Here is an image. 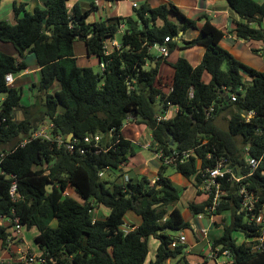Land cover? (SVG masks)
Returning <instances> with one entry per match:
<instances>
[{
	"label": "trees",
	"instance_id": "16d2710c",
	"mask_svg": "<svg viewBox=\"0 0 264 264\" xmlns=\"http://www.w3.org/2000/svg\"><path fill=\"white\" fill-rule=\"evenodd\" d=\"M67 1L45 0L44 6L33 11H27L25 3L14 2L16 22L0 19V41L17 51V56L0 51V93H6L0 112V151L7 152L0 162V220L15 215L24 227L37 228L35 241L46 261L35 264H145L150 237L158 239L159 246L148 264H167L177 258L183 259L182 264H198L188 258L186 244L170 247L176 233L191 228L175 205L183 188L166 175L171 166L160 165L155 184L139 172L131 176L126 173L128 182L124 177L120 180L121 174L109 178L130 165V158L140 149L125 137L122 127L128 119L144 124L152 129L153 141L167 152L195 147L196 156L173 168L188 179L193 177L196 187L201 182L198 158L206 167L227 157L238 173H247V151L255 157L264 152V71L244 64L223 48L220 41L224 31L203 14L199 35L182 43L184 47L205 45L203 59L193 66L186 57H179L172 64V90H165L170 84L159 78L164 57L153 54L150 48L169 36L168 46L173 52L179 46V32L196 27L198 20L186 17L173 4L152 7L143 3L134 16L90 22V14L97 9L94 2L87 8L76 3L69 9ZM228 3L240 17L235 35L263 43L262 50H255L264 53V2ZM171 12L180 15L183 22L170 21ZM158 19L163 21L161 25ZM122 24L125 32L121 46L106 53V40L113 38ZM78 40L84 41L89 56L97 55L104 63L102 72L80 64L75 53ZM29 52L40 66V79L34 84L36 97L42 100L39 116L30 114L29 106L21 103L23 87L6 82L8 73L18 75L28 69L25 57ZM148 60L156 65L146 68ZM242 71L252 79L248 81ZM205 72L211 75L208 82L203 79ZM232 92L238 94L235 101L231 100ZM170 104L178 106L177 113L158 120ZM211 106L213 116L208 117ZM20 109L25 117L17 120L15 113ZM248 111L255 112L249 120L244 115ZM222 113L228 120L226 128L216 122ZM48 122L53 123L54 134H73L72 140L77 139L73 151L57 142L32 138L31 133ZM88 134L102 138L96 144L87 143L84 138ZM101 171L112 175L102 178ZM14 180L21 194L18 201L9 193ZM51 182L55 188L48 191ZM243 184L263 203L264 164L240 183L221 180L226 194L214 214L229 211L230 222L211 229L209 239L213 247L230 251V264H264V250L254 248L256 237L263 231L250 222L248 212L240 211ZM68 188L81 199L65 194ZM210 203L211 199L189 202L188 208L193 215L207 214ZM96 205L108 208V215L94 219ZM129 210L140 215L142 222L127 231L123 226ZM8 229L0 224L3 248L8 245ZM237 231L245 235L242 243L234 236ZM207 259V264H218ZM0 264L21 263L3 260Z\"/></svg>",
	"mask_w": 264,
	"mask_h": 264
},
{
	"label": "crops",
	"instance_id": "0c3cea01",
	"mask_svg": "<svg viewBox=\"0 0 264 264\" xmlns=\"http://www.w3.org/2000/svg\"><path fill=\"white\" fill-rule=\"evenodd\" d=\"M134 0H119V1H107V0H68L67 5L69 9H72L76 3L80 4L83 8H87L90 6L92 2L95 3L97 6V9H95L89 16L88 20L90 22L99 21L107 19L108 17H114V16H134L136 15V8H138L143 3H149L152 7H156L160 4H173L176 5L182 14H184L186 17L190 19L198 20L196 27H189L186 30H181L179 32V38H176V41L178 42L179 46L176 47V49L173 52H170V55L168 57L162 58L159 65V78L161 79L162 83H168L171 84L173 74H174V68L173 63L181 56L186 57L193 66H197L201 60L203 59V56L206 51V46L202 44H197L192 47H184L183 41L184 40H191L193 38H196L199 33L200 29L204 24V20H199L200 16L203 14L208 15L211 19V21L220 29L224 31V36L220 41V44L223 48L227 49L233 57L240 60L244 64L253 67L259 71H264V53L262 51H256L255 49L262 50L263 49V43L258 41H251L246 40L242 38H238L235 33L234 29L237 26V21L239 20L238 13L230 6L228 3V0H135L138 3V6L135 7L133 5ZM260 3L264 2V0H256ZM14 2H17L19 4L25 3V9L27 11H33L36 6H44L45 0H2L0 3V19H7L10 22H16L15 12H14ZM11 9V13H7V15H1V11H4L6 9ZM3 9V10H2ZM23 13H21L22 15ZM20 15V16H21ZM169 19L172 22H175L177 24H181L182 18L180 15L171 12L169 14ZM163 21L161 19L157 20V24L161 25ZM264 24V21H263ZM125 32V25L122 24L118 32L115 34V36L111 39H113L115 42H117L121 46V39ZM2 43V42H0ZM6 45H10L6 43ZM109 50L113 51L114 46L111 43L108 44ZM11 52L12 55L17 56V51L14 49V47L11 45ZM152 48H156V46H152L150 48V51L152 52ZM0 51H3L0 49ZM5 52V51H3ZM75 53L78 57H87L88 59H92L93 63L99 64V57L97 55H88L86 44L84 41L78 40L75 42ZM160 56V55H157ZM26 61L28 62V69L25 71L19 73V76L28 77L29 74L34 73H40V66L37 62V59L34 55V53H26L25 57ZM154 66L155 61L148 60L145 67H149L150 65ZM242 73L245 75V78L250 81L252 77H250L245 71H242ZM203 79L208 82L211 79V75L208 72H205L203 75ZM16 81L12 85L15 84ZM165 88L168 89L166 86ZM177 110V109H176ZM225 114V113H222ZM173 116V115H172ZM229 117V115H227ZM154 164L151 165L145 163L139 164V167L141 171L139 173L146 174L149 178H152L156 175H158L160 162L157 159H153ZM135 165V164H133ZM130 166L128 165L126 169H129ZM178 177L183 176L181 173L177 172ZM186 180H180L179 182L183 185V190L185 193L184 198L182 199L184 201V205H186L187 210L189 213H191V217L188 220L185 216V218L190 221L191 228L183 230L184 233L187 235V242H186V249L185 252L188 256V258L196 262L198 264H207L205 263V260L209 254V241L202 237L201 235V229L202 228H209V230L214 229L216 226V223H222L224 220V224H229L230 222V212L225 211L222 214H214L213 216H210V214H205L202 217H199L198 215H193L192 212L188 208L189 202H195L199 203L204 201L205 199H208L205 194L202 192L196 196V186L193 184L192 178L188 179L185 176H183ZM173 182L174 178L170 177ZM198 189V187H197ZM74 189L71 188L70 192L72 193ZM73 195V193H72ZM81 199V198H80ZM180 200H178L179 202ZM177 202V203H178ZM177 203L175 204L177 206ZM99 207L96 205L94 209L92 210V217L94 219L104 218L108 215L109 209L107 211L104 210V208ZM105 207V206H104ZM142 222V217L135 213L133 210H129L125 215V224L124 229L126 230H133L137 226H139ZM34 228V227H33ZM31 228V229H33ZM219 228V227H218ZM240 234H243V239L239 242L242 243L245 241V235L242 232H239ZM38 233L35 234V236ZM178 233L175 234L177 236ZM235 236V234H234ZM236 237V236H235ZM153 239V250H154V257H147V260L145 264H148L151 259L155 258V254L157 251V248L159 246V240L150 237V240ZM21 241V243L15 242L11 245L9 244L7 248H3L2 246V240L0 239V261L1 260H9L12 257H17L18 252L22 248H26L27 246H30L31 249H36L38 253H41L39 250V247L36 245L33 247L30 243H28L25 239V237ZM204 244H207V248H204ZM150 248V247H149ZM209 260V258L207 259ZM178 260L172 259L168 260L167 264H176ZM210 261V260H209Z\"/></svg>",
	"mask_w": 264,
	"mask_h": 264
},
{
	"label": "built area",
	"instance_id": "2783aa9c",
	"mask_svg": "<svg viewBox=\"0 0 264 264\" xmlns=\"http://www.w3.org/2000/svg\"><path fill=\"white\" fill-rule=\"evenodd\" d=\"M133 5L135 7L138 6V3L134 0ZM171 40L169 36H167L164 39V43H156L154 46L157 47L158 51L160 52V56L162 57H168L170 55V49L168 46V42ZM115 47V49H118L120 45L115 42L113 39L109 38L105 42V48L106 53H110L112 51L109 50L108 44L111 43ZM101 68L104 69L105 65L103 62L99 63ZM15 74L8 73L6 75V82L8 85H12L15 82ZM168 90H172L171 84L167 86ZM130 88H133V85L130 84ZM238 94L236 92L231 93V100L235 101L237 100ZM5 97H0V112L4 105ZM176 107V112L178 111V106L175 104H170L169 108L165 111L164 114H160L158 116V120H164L171 118L172 115V108ZM214 107L211 106L209 111H207V116L212 117L213 116ZM175 113V114H176ZM174 114V115H175ZM254 111H248L244 115L247 120H249L252 116H254ZM173 115V116H174ZM1 119V114H0ZM6 118L4 117L2 121H5ZM132 120V119H128ZM126 127H131L132 131H137L138 136H125L127 139L131 140L133 143L140 146V148H148L153 153V158L157 159L160 162V165H166V166H178L179 164H184L187 162L192 156H196V148L192 147L190 149L186 150H177L173 149L169 152H167L165 149L158 146V143L153 141L152 137V129L148 128L142 123H138L135 120H132L130 123L125 122L122 130ZM147 129H150L151 132V139L146 140L144 139L147 134ZM148 132V133H150ZM32 138L34 139H41L46 140L50 142H57L59 146L64 145L69 151H73L75 149V142L76 138L72 140L73 134H67V135H61V134H54L53 133V123L48 122L40 125L34 132L31 133ZM102 136L100 134H88L85 136L84 140L87 143H94L96 144L101 140ZM81 152H84V149H81ZM7 152L0 151V162L5 157ZM246 155H248V166L249 171L247 173L241 174L238 173L235 170V167L232 163V160H230L227 157H220L217 159L216 163L213 166H201V159L198 158V168H199V174L201 177V182L198 185V189L207 196L208 199H211L210 205L206 207L207 214H210V216L214 215V212L216 211L217 206L220 204V201L222 199V196L226 194L225 190L222 188L221 180L224 178H227L228 180H232L235 182L240 183L244 178H247L251 176L255 170L259 168L261 164H264V152L261 156L255 157L250 156L249 152L247 151ZM207 157H211V153L208 154ZM100 176L104 175V172L101 171ZM11 177H15V175H11ZM151 184H155L156 181L159 179L158 175L150 178ZM125 182L129 181V175H124ZM10 197L13 201H18L21 198V194L18 190V184L14 180L10 190ZM65 194L70 195V189H66L64 191ZM240 195L242 197L241 201V207L240 211H246L248 212L250 216V222L254 223L255 225H258L261 227L263 233L261 236L256 237V240L258 241L254 248L259 250H264V202L261 203L259 201V197L256 195L254 191L249 190L245 187L243 184L240 187ZM205 214H198L199 217H202ZM0 224H3L7 226L9 229V235H8V245L18 242L19 240H22L24 238L23 236V229L24 225L21 223L20 218L18 216H9L5 217L3 216L0 220ZM128 231V230H127ZM201 235L203 238L207 239L209 241V254L208 258L211 260H215L218 264H230L231 260V253L228 249L221 250V246L213 247L212 242L209 239V228H202L200 230ZM187 242V235L184 233V231H180L177 236H175L170 243L171 248H175L176 246L180 244H186ZM21 243V241H20ZM7 245V246H8ZM11 260L18 261L21 264H35V263H41L45 262L46 258L41 253H33L31 252V247L27 246L26 248H22L19 250L17 257H12ZM3 261V260H1Z\"/></svg>",
	"mask_w": 264,
	"mask_h": 264
},
{
	"label": "rangeland",
	"instance_id": "374dc122",
	"mask_svg": "<svg viewBox=\"0 0 264 264\" xmlns=\"http://www.w3.org/2000/svg\"><path fill=\"white\" fill-rule=\"evenodd\" d=\"M3 10V9H2ZM11 13V9H6L4 11H1V15H7V13ZM2 42V41H0ZM10 44V43H8ZM11 44L10 45H6V42H2L0 43V49H2L3 51L5 52H11ZM152 53L155 54V55H160V52L158 51V49L156 48H152ZM79 62L80 64L82 65H90L94 68V70L96 72H102V69L100 67L99 64L97 63H93L92 59H88L87 57H80L79 59ZM15 76V81H16V85L17 86H22L23 87V96H22V100H21V103L24 104L25 106H29V109H28V112L30 114H33V116H39L41 114V111H42V100H40L39 98H37L36 94H37V88L34 86L35 83H38L39 79H40V73H34V74H29L28 77H24V76H19V75H14ZM167 84V83H166ZM165 89V88H164ZM167 90V88L165 89ZM6 96V93L5 92H1L0 93V97H5ZM176 107L172 108V112L171 115H174L176 112ZM25 117V112L23 109H20L18 110L16 113H15V118L17 120H21ZM132 120H127L126 122L130 123ZM216 122L219 126L223 127V128H226L227 127V124H228V120H227V117L225 114H220L216 117ZM41 124V123H40ZM150 132V129L148 130L147 129V134L145 136L144 139L146 140H149L151 139V132ZM124 135L125 136H133V137H137L138 136V133L137 131H132L131 127H126L123 131ZM153 153L148 149V148H140L138 151H137V156L136 157H131L130 158V165L132 166V168L130 167L129 169H126V167L128 165H126L125 167L122 168V170L120 172H118V174H107L105 173L104 175H102V178L108 176V175H112L111 179H114L117 175L121 174V179H123L124 175L126 173H128L130 176L132 175V173H138L139 171H141L140 167H139V164L141 165V163H145L147 162V164H151V165H155L154 164V160H153ZM135 164V165H133ZM129 165V166H130ZM156 166V165H155ZM141 174H144V173H141ZM166 175L170 176V177H173L174 178V183L183 188V185L179 182L180 180H186L183 176L181 177H178L177 175V171L173 168V166L169 167L167 169V172H166ZM190 181H193V179ZM193 184L195 185V181H193ZM72 193L73 195L80 199L79 195L76 193V192H73L72 190ZM201 193V191L199 189H197L196 187V196H198L199 194ZM185 196V193H184V190L182 191V194H181V198H180V201L177 203V207H179V209L181 210L182 214L189 220L190 217H191V213H189V211L187 210V207L186 205H184V201L182 200ZM99 207H101V205H98ZM104 208L105 211H107L108 209L106 207H102ZM217 224V223H216ZM221 224H224V220L222 223L219 222V225H216V227L220 226ZM53 225H56V221L53 223ZM38 233V230L36 227H34L33 229H28L26 227H24L23 229V236L25 237L26 241L28 243H30L33 247H35L37 245L36 241H35V234ZM235 236H236V239H237V242L239 243L242 239H243V234H240L238 231L234 233ZM20 243V241H19ZM149 247H150V252L148 254L149 257H154V246H153V239L150 240V243H149ZM204 248H207V244H204ZM1 249V247H0ZM31 252L33 253H38L37 250L35 249H31ZM177 262L176 264H182L184 261L183 259H178L177 258Z\"/></svg>",
	"mask_w": 264,
	"mask_h": 264
},
{
	"label": "water",
	"instance_id": "95a60500",
	"mask_svg": "<svg viewBox=\"0 0 264 264\" xmlns=\"http://www.w3.org/2000/svg\"><path fill=\"white\" fill-rule=\"evenodd\" d=\"M99 62H100V58H99ZM153 66H154V64H153ZM54 188H55V184L53 182H51L47 185L48 191H52Z\"/></svg>",
	"mask_w": 264,
	"mask_h": 264
}]
</instances>
